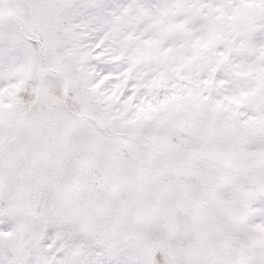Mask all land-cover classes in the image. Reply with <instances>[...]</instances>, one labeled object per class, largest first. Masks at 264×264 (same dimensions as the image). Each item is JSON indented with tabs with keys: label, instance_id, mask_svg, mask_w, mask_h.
<instances>
[{
	"label": "snow or ice",
	"instance_id": "1",
	"mask_svg": "<svg viewBox=\"0 0 264 264\" xmlns=\"http://www.w3.org/2000/svg\"><path fill=\"white\" fill-rule=\"evenodd\" d=\"M0 264H264V0H0Z\"/></svg>",
	"mask_w": 264,
	"mask_h": 264
}]
</instances>
